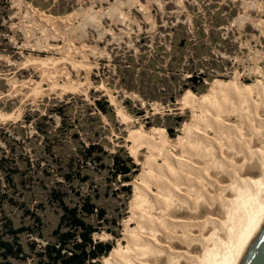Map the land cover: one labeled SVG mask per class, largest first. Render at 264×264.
Instances as JSON below:
<instances>
[{"label": "rangeland", "instance_id": "1", "mask_svg": "<svg viewBox=\"0 0 264 264\" xmlns=\"http://www.w3.org/2000/svg\"><path fill=\"white\" fill-rule=\"evenodd\" d=\"M33 9L55 20L37 18ZM29 59H48L50 64L37 66ZM149 59L157 62L147 69ZM126 63L135 69L124 76ZM196 72L203 79L190 82ZM235 79L244 85L264 83V0H0V112L12 114L0 118V124L24 121L36 111L44 115L61 104H69L70 115L80 121L95 114V101L102 100L109 113L97 111L100 117L90 129L109 153L123 148L138 165L126 208L111 192L101 200L110 217L119 218L120 227L117 235L103 230L94 238L112 242L113 247L124 238L135 182L149 153L145 144L132 152L131 133L156 129L171 141L181 138L183 128L193 121V110L182 105V96L201 97L213 82ZM68 81L78 87L63 91ZM37 82L43 94L32 93ZM53 83L58 84L52 88ZM169 86L177 92L175 102ZM199 88L203 90H194ZM54 119L59 125L61 118ZM27 129L34 132L31 124ZM17 212L8 209L6 216L19 217V225L24 220ZM56 222V215L48 212L45 237L36 238L38 243L45 244ZM21 240L28 238L23 235Z\"/></svg>", "mask_w": 264, "mask_h": 264}, {"label": "bare ground", "instance_id": "2", "mask_svg": "<svg viewBox=\"0 0 264 264\" xmlns=\"http://www.w3.org/2000/svg\"><path fill=\"white\" fill-rule=\"evenodd\" d=\"M63 86L78 87L70 81ZM32 93H44L40 82ZM180 101L193 110L181 138L171 141L156 129L131 133L132 152L145 144L149 153L135 182L124 238L103 264H240L264 223V83L216 81L207 94L185 93ZM11 116L0 112L2 119Z\"/></svg>", "mask_w": 264, "mask_h": 264}, {"label": "trees", "instance_id": "3", "mask_svg": "<svg viewBox=\"0 0 264 264\" xmlns=\"http://www.w3.org/2000/svg\"><path fill=\"white\" fill-rule=\"evenodd\" d=\"M148 62L147 69L157 61ZM124 66V76L135 69L129 63ZM197 79L203 75L196 72L189 77L190 82ZM169 87L175 102L177 92ZM95 104L96 113L80 121L70 115L69 104H61L44 115L36 111L24 121L0 124V264H100L112 250V242L94 238L103 230L117 235L115 229L120 227L119 218L110 217L101 200L111 192L126 208L138 165L123 148L109 153L90 129L100 117L97 111L109 113L107 102ZM55 115L61 118L59 125ZM30 124L33 133L28 132ZM168 132L173 134L172 129ZM97 175L103 179L97 180ZM8 209L18 211L24 221L17 225L20 218L6 216ZM48 212L56 215L57 222L41 244L36 238L45 237Z\"/></svg>", "mask_w": 264, "mask_h": 264}, {"label": "water", "instance_id": "4", "mask_svg": "<svg viewBox=\"0 0 264 264\" xmlns=\"http://www.w3.org/2000/svg\"><path fill=\"white\" fill-rule=\"evenodd\" d=\"M240 264H264V223L252 241Z\"/></svg>", "mask_w": 264, "mask_h": 264}, {"label": "built area", "instance_id": "5", "mask_svg": "<svg viewBox=\"0 0 264 264\" xmlns=\"http://www.w3.org/2000/svg\"><path fill=\"white\" fill-rule=\"evenodd\" d=\"M199 74H200V73H198L197 76H198ZM192 75H193V74H192ZM192 75H191V76H192Z\"/></svg>", "mask_w": 264, "mask_h": 264}]
</instances>
